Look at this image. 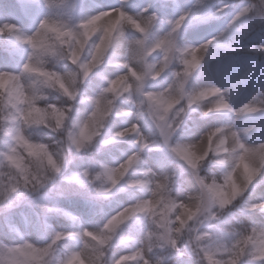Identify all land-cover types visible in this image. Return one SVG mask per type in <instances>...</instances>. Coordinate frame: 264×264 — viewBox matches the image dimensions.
I'll return each instance as SVG.
<instances>
[{"label":"clouds","instance_id":"clouds-1","mask_svg":"<svg viewBox=\"0 0 264 264\" xmlns=\"http://www.w3.org/2000/svg\"><path fill=\"white\" fill-rule=\"evenodd\" d=\"M0 264H264V0H0Z\"/></svg>","mask_w":264,"mask_h":264}]
</instances>
